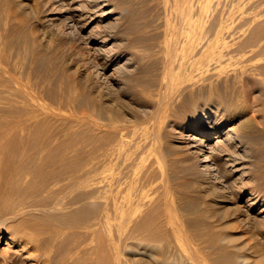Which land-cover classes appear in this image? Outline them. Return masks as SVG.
I'll return each mask as SVG.
<instances>
[{
	"label": "rangeland",
	"instance_id": "1",
	"mask_svg": "<svg viewBox=\"0 0 264 264\" xmlns=\"http://www.w3.org/2000/svg\"><path fill=\"white\" fill-rule=\"evenodd\" d=\"M111 1V7L108 6L106 9H111L114 6L117 11L119 9L116 4H122L127 10L121 15L122 19L119 20L117 25L108 27L106 24H109L110 19L106 18L101 20V17L99 16L100 12L96 11L97 14L96 12L89 10L86 0H0V58H2L3 63L11 75L18 78L24 87L29 88L31 92L35 91L34 93H37L38 95L40 94L39 97L41 96V99L43 100L40 101L43 104L46 103V105L52 106V108L61 109V112L56 109L54 110L60 112L57 114H61L63 118L56 115L54 118L58 119L55 121L54 118H45V114H42L41 118L44 117L43 119L48 120L43 121V123L45 125L47 122L49 129H51L50 125L52 124L53 130L51 129L50 131L55 134L59 133V135H56L58 149L73 150L72 153L79 152L82 154H84L83 151H85L88 156L86 154H81V156H83L85 160L89 159L87 161L89 164L87 165V169L89 168L90 170V173L87 176L89 178H87L86 185L77 187L73 184L80 179V171L78 169L75 172V169L73 170V168L63 169L57 167L55 168L56 173H50L49 171H43L40 173L41 171H36L33 168L27 169L22 164L23 162L31 163L32 160H30L29 157L32 156L30 154L34 151L33 147V151L29 147L30 152L28 150L27 154H23L18 146H9V148L11 147V151H14L17 148V150L12 153H9L10 149L7 148L8 146L3 147V149L8 150H4V152L6 154L8 152L13 159L11 158V160L9 158L12 162L9 161V164L7 165L2 162L0 163V179L2 177V179H4H1L3 183L0 180V264H62V262L66 261L67 256L65 251L63 252L64 254L62 253L60 256L51 255L50 260L47 259L43 252L34 250L33 248L35 246H44L43 241L46 240L47 233H37L30 228L32 221L40 222V224L43 223L44 226L53 224L74 225L71 219L68 217L67 219L65 215L59 213L54 216L48 214L41 215L36 207L32 205L29 206L30 203H39L41 201L52 200L53 198L58 197L88 198V210L76 214L77 218L84 216L89 218L87 224L91 227L88 228L86 234L87 237L81 235V241L84 243L85 241L88 242L87 244H83L84 248L87 245V249L85 248L84 252L81 251L77 254H73L74 256L72 255V257L80 256L81 254L84 257L86 256L85 258H87L88 264H214L215 262L217 264H227L225 259H220V255L222 253H230V249L231 252H242V254L248 258V264H253V262L254 264H264V168H262L264 167V143L259 146V149L256 152L257 155L255 156V161L258 163V168H260L261 177L253 183L248 181V176H245L247 169L234 172V174L232 173L229 176L231 178H228V181L223 186L220 183H218L219 185L210 183L208 182L209 178L203 173V168L206 166V163L197 167L194 165V158L186 154V144L190 141L188 138H191L196 133V130H190V126L194 125V122L202 113L200 106L192 107L188 104L189 102H187L186 99L189 92L199 96L200 92L202 93L201 89L203 88V85L209 83L211 80H213L211 82L216 81L217 76H212L211 74L213 73L214 75V73H218L219 70L213 72L215 67H213L214 64L212 61L216 62H214V66H217L220 71L223 69L228 70V67H230L229 70H231L233 67H241V65L251 67V71L255 76L253 74L250 78L251 80H245L246 91L243 93L246 95L243 94L242 97L243 99L247 98L245 99V103L248 108H250L249 113L251 115L259 116L260 112H262L261 114H264V0H181L179 4L177 3L178 1L176 2V0H173V3L175 2L176 4L174 3L175 5H173L172 3L169 5V8L171 7L170 10L175 16L171 14L167 5L170 4L172 0H168L170 2L166 0L167 2L165 1V3L167 4L165 6L164 0ZM132 4H134V6ZM199 4L201 8L199 7ZM173 6L177 7L178 10ZM180 7L182 9L184 8V12L187 13L180 14V12H183ZM167 12L169 15H167ZM86 14L89 15V17L86 16ZM177 14H180L181 17L178 15L177 18ZM114 16H117V14ZM174 17H176L177 20H175L176 18ZM179 17L183 20L182 22ZM125 18L129 19L127 20ZM169 19H171L170 24L168 22L170 21ZM187 19L188 21H186ZM176 21L181 22L178 23V25L181 24V27L183 26L184 28L178 27ZM127 23L131 24L127 25ZM192 23L196 24L193 26ZM166 24L173 26L169 27V25L166 26ZM101 25H103L104 28ZM189 25L192 26L191 28L195 29V31L189 29ZM128 26L130 27L128 28ZM167 28H169V30ZM179 28L181 30L183 29L182 31L184 33L181 30H178ZM121 29L129 30L132 36H130V32L128 34L126 33L128 31L125 30L122 32ZM121 32L123 34H121ZM178 33H181V36L184 34L185 38H183L184 36L181 37ZM191 37H193L194 41L193 39H190ZM166 38H168V41H166ZM181 38L185 40L184 44H180L181 41L183 42V39ZM164 39L166 41L165 44ZM173 40H176L177 43H172ZM190 40L192 41V44L187 45V42L190 43ZM218 40H220V43H218ZM200 41L202 42L200 43ZM167 42H169V45H166L168 44ZM170 43H172L171 45L173 48L170 46ZM224 45L225 47L228 45V48H224ZM127 46L129 48H126ZM178 47L181 50L186 49L185 52H179V50H177ZM208 48L210 50H208ZM169 49L174 51L175 55L173 56V59H177L175 61V67L177 69H175V73L173 72L171 76L173 80L176 81L178 79V81L177 85H175L176 88L173 89L174 95H172L173 99L179 98L178 100L182 101L179 102L175 99L177 101L176 103L175 100H170L168 104L170 111H167L168 113L166 112V114L161 113L160 116V113L158 114L156 109V105H158L157 101H159V90L157 89H160L158 84L161 85V79L163 78L161 74L163 66L161 65H164L163 62L166 60ZM187 49H189V54L187 53ZM209 51L213 54L211 55ZM248 51L249 53H256L255 55L258 57L254 56L252 53L249 55V53H247ZM208 53L210 55H208ZM184 54L189 55H187V60V56ZM194 54L196 56H194ZM197 55H200V63L197 62ZM248 55L252 58V61L256 58L258 61L260 59L259 63L262 64H259V66L261 67L257 66L258 62L255 63L256 66L251 65L254 63L251 62L250 57L249 60L251 64L247 61ZM261 55L262 58H259ZM191 58L196 60L191 61ZM126 59H132V62L127 63ZM178 60L182 61L179 62ZM243 60L246 61L244 62ZM186 61H188L189 64ZM218 61L220 62L218 63ZM222 61L226 62L225 66L222 64ZM236 61H241L239 62L241 64L238 63V66ZM178 62L181 64L183 63V66L185 67L183 68L182 66L181 68V64ZM202 62L205 63L201 64ZM233 62L237 66L232 64ZM246 62L248 63L246 64ZM187 64L188 66L191 64L193 66L188 67L186 66ZM131 67L136 68L134 69ZM194 67H196L195 69L201 68L205 70H192ZM129 68H131V70H128ZM190 68L192 71H190ZM183 69L186 70L184 71ZM192 72H196L197 74L200 73L203 78L204 76H209L210 78L208 79L210 81L205 80V78L203 80L200 75L197 78L196 73ZM160 75L162 77H160ZM186 75L189 77L187 76L188 78H186ZM120 76L122 79H120ZM190 77L194 79L192 80ZM199 77H201L203 81ZM126 78H128V80ZM182 79H186V82H184V80L182 81ZM199 79L203 83H200L201 81L199 82ZM127 81L129 85L124 84V82L127 83ZM130 81L136 87H133L132 84L130 85ZM186 84H188V86H186ZM189 86L191 87L189 88ZM112 87L117 89H113ZM178 87L180 90H176ZM194 87L200 89H194ZM97 88L98 90H96ZM240 88L241 85L239 84L230 85V89L233 92L235 91L234 93H236V91L237 93H240ZM69 91L71 93H69ZM134 91H137L140 94L137 92L135 93ZM183 91L186 92L185 94L187 96L185 94L181 95ZM97 92L99 93L97 94ZM153 92H155L157 98ZM178 92H180L179 94L182 97L178 95ZM70 94H72V104L69 102ZM121 96L123 97L122 100ZM253 96L257 99L254 98L257 101V104L255 103ZM20 97L18 95V99H21ZM91 97H93V99ZM135 97L137 98L136 101L133 99ZM181 98L186 99L183 100ZM105 100L108 103H106ZM96 102H99V106ZM170 102H172L173 106H176V109L170 105ZM205 103H207V105L211 104L208 100H205ZM113 104H115V106ZM1 105L2 104H0V106ZM73 106L76 110H72ZM89 107L90 109L88 110L90 114L88 113V110H86ZM124 107H126V109ZM0 109L2 111L4 110L3 105ZM64 110L66 112L65 115V112L63 113ZM82 110H84L83 113ZM95 110L98 114H96L97 112ZM2 111H0V113ZM76 111L77 113L74 114ZM86 111L87 115L85 113ZM173 113H175L176 116ZM2 114H0V116ZM69 114L70 116L68 117L67 115ZM151 114H158L155 115L156 118L158 116V120L155 116V120H152L153 117ZM114 115H118L120 121L116 120V118L113 119V124H111L110 120ZM80 116H82V119H80ZM150 117L152 119H150ZM103 119H105L104 121L107 123H105ZM169 119L171 121H169ZM160 120L163 121L161 122ZM155 121H157V125L154 124ZM167 123H169V125ZM229 123L231 122L227 121L226 124ZM95 124H97V126ZM226 124L222 127H226ZM103 125L108 127L105 128L107 130L112 126L113 130L109 131L112 128L108 131L103 130ZM116 125L124 127H120L123 129L122 132H120L121 129H119V126L117 127ZM153 125L155 126L154 131L158 130L156 133L159 135L161 134L160 137L155 132L153 135V128H151ZM113 126H116L117 128ZM125 127H130L126 129L130 135L132 131L131 136L126 131ZM161 127L163 128L161 129ZM114 128L119 130V133H117L118 131L116 132V129ZM168 128L169 130H167ZM159 130L162 131L159 132ZM166 130L168 133H166ZM113 131H115L116 134L111 135V137L108 135L107 137V134H111ZM65 132L70 134L68 135ZM120 133L123 135H118L117 137V134ZM64 135H66V138L64 137L63 139ZM155 136L157 138H155ZM60 137L61 140L59 139ZM114 137L119 141L117 142ZM119 137L121 140L118 139ZM69 138L75 140L74 144L73 140L71 139L72 141H70ZM58 139L60 140V143L58 142ZM215 139L216 138L214 137H209V142L212 143ZM77 140L78 143L80 142L81 146L76 143ZM105 141L109 143L108 148L103 146L107 151L103 147L101 148L103 151L105 150L107 152V155H105L106 152H103L100 148V146L107 143ZM61 142L63 144H61ZM68 142L73 147L70 146ZM152 142H154V144H151ZM116 144L118 146H115ZM149 144L151 146L153 145L154 147H152L155 150ZM62 145H65V147ZM75 145H78L80 147L79 149L84 147L82 152L81 150L79 151L78 147ZM59 146H62L63 148H60ZM113 146L115 147L111 150L110 147ZM68 147L70 148L68 149ZM111 151L113 152L108 154ZM13 153H15V158L13 157ZM21 153L23 154L21 155L23 158L19 156ZM153 153H155L156 156L159 153L157 156L158 160L156 158L154 159L156 156ZM152 154L154 157L151 156ZM10 155H6V157H10ZM18 156L21 158V162L18 159ZM106 156H108V158ZM170 158L173 159L171 160ZM159 160H163L162 162L165 165H162V162L161 164H158ZM172 161L173 164L171 165L170 163ZM167 163L169 165H166ZM156 165L160 168L159 171L161 173L159 175L157 173L158 167ZM154 166L157 167L156 170H154ZM164 166L166 169L165 174L168 173L167 175L164 173L162 174V172H165L163 171ZM240 166L241 164H237V167ZM231 168L232 167H229V169ZM3 171H6V174H4ZM171 174L172 177H170ZM163 175L166 179H164ZM176 178L178 180H176ZM159 179H161L160 183L158 181ZM171 179L173 180L171 181ZM177 183L179 184L177 185ZM165 185L166 190L162 188V186L165 187ZM252 188L258 192H256L258 194L257 196L250 194ZM163 191L166 192L164 193ZM125 194H127V197H125ZM166 194L169 195L167 196ZM119 195L124 198H120ZM184 195H186V198ZM114 198H119L120 205L122 204L119 206L122 216L119 224L114 221L113 211L111 210L112 205L110 206V203L112 204ZM126 198H129L130 202L128 199L126 200ZM96 204H98L99 207ZM126 204L131 205L127 206ZM106 210H109L108 213H111L109 214V217L111 216L112 218L110 217L109 221H104L103 219ZM130 210L132 212L134 211L133 217L135 218L132 221H130L128 216ZM21 213L24 215L22 216ZM16 214H19V217ZM29 218H33V220H29ZM38 219L40 221H38ZM132 222H134V224H132ZM73 227L75 228L73 230H84V228L81 227ZM211 230L212 234L210 232ZM28 236H32L35 241H27ZM114 236L116 237L115 239H113ZM225 236L229 237L231 241L225 244L218 242L214 244L216 240L218 241V239ZM90 242H92L93 245L92 243L90 244ZM200 242H202V245L205 247L202 246ZM115 243L117 248L116 250H113V245ZM210 243H213L214 245ZM90 246H92V248ZM198 246L199 248H204L205 251L202 250L203 253L202 251L200 253L199 251L201 248L199 249ZM222 246L224 249H222ZM216 247H218L219 250L216 249ZM219 247H221V249ZM207 248L209 249V252L206 250ZM89 250H91L89 253L90 255L87 256ZM194 250H196L195 253ZM223 250H225V252ZM97 251L100 252L97 253ZM216 252H218L219 255ZM199 254L200 256L198 257ZM206 256L209 257L206 258Z\"/></svg>",
	"mask_w": 264,
	"mask_h": 264
},
{
	"label": "bare ground",
	"instance_id": "2",
	"mask_svg": "<svg viewBox=\"0 0 264 264\" xmlns=\"http://www.w3.org/2000/svg\"><path fill=\"white\" fill-rule=\"evenodd\" d=\"M84 1V0H83ZM141 1V0H140ZM165 1L166 0H164V3H165ZM168 1V0H167ZM166 1V2H167ZM178 1V2H177ZM181 0H176V2L179 4V2H180ZM86 2L88 3V8H89V10H91V11H94V12H96V11H98V12H100V17H101V20H104V19H106V18H109L110 20V22H109V24L107 23L106 25H108V27H112V26H114V25H117L118 23H119V20L120 19H122L121 18V15L123 14V13H125V10H127L124 6H122V4H116L117 5V7H118V9L119 10H117L116 11V9L114 8V6H113V8H109V9H106L108 6H110L111 4H112V1L111 0H86ZM116 2V1H115ZM114 2V3H115ZM168 2H170V1H168ZM144 3V2H143ZM146 3V2H145ZM173 3V0L171 1V3L170 4H167V3H165L164 4V6L167 4L168 5V8H169V5H171ZM175 3V2H174ZM173 3V5H175ZM73 4V3H72ZM133 6H134V4H132ZM182 5V4H181ZM70 6V5H69ZM84 6H86V5H84ZM16 7V6H15ZM111 7V6H110ZM173 7H175V6H173ZM199 7L201 8V6H200V4H199ZM14 8V7H13ZM171 8V7H170ZM170 8H169V10H170ZM177 10H178V8L177 7H175ZM174 8V9H175ZM181 8V7H180ZM180 8H179V10H180ZM12 9V8H11ZM10 9V10H11ZM74 9V8H73ZM83 9H85V8H83ZM87 9V8H86ZM137 9H139V8H137ZM166 9H167V6H166ZM182 9V8H181ZM184 9V8H183ZM182 9V13L180 12V14H185V13H187V12H184V10ZM196 9H198V8H196ZM14 10V9H13ZM176 10V11H177ZM194 10V9H193ZM200 10V9H199ZM74 11V10H73ZM88 11V10H87ZM168 11V10H167ZM171 11V10H170ZM169 11V12H170ZM176 11H175V13H176ZM187 11V10H186ZM197 11V10H196ZM195 11V12H196ZM93 12V13H94ZM118 12V13H117ZM178 12V13H179ZM19 13V12H18ZM73 13V12H72ZM77 13V12H76ZM81 13V12H80ZM89 13V12H88ZM92 13V12H91ZM97 13V12H96ZM131 13V12H130ZM140 13V12H139ZM191 13V12H190ZM98 14V13H97ZM117 14V16H114V15H116ZM136 14V13H135ZM171 14H172V11H171ZM180 14H177V18H178V15L180 16ZM195 14H197V13H195ZM17 15V14H16ZM19 15V14H18ZM167 15H169V13L167 12ZM173 16H175L174 14H172ZM81 16V15H80ZM86 16H88L89 17V15H87L86 14ZM96 16V15H95ZM165 16V15H164ZM185 16V15H184ZM183 16V17H184ZM198 16V15H197ZM74 17V16H73ZM126 17V16H125ZM132 17H133V15H132ZM134 17H135V15H134ZM181 17V16H180ZM179 17V18H180ZM182 17V18H183ZM130 18H131V15H130ZM170 18H171V16H170ZM174 18H176V17H174ZM177 18L175 19V20H177ZM125 19H129V18H125ZM172 19V18H171ZM171 19H169L170 21H168L169 22V24H170V22H171ZM184 19V18H183ZM175 20H173V21H175ZM180 20H181V18H180ZM185 20V19H184ZM123 21H125V20H123ZM167 21V20H166ZM178 21H179V19H178ZM183 20H181V22H182ZM186 21H188V19L186 20ZM127 22V21H126ZM126 22H124V23H126ZM181 22H177L176 21V23H177V26L178 27H180V28H182L181 27V24L180 25H178V23H181ZM192 22V21H191ZM102 23V22H101ZM124 23H123V25H124ZM173 23V22H172ZM175 23V22H174ZM186 23V22H185ZM190 23V22H189ZM200 23V22H199ZM221 23V22H220ZM129 24H131V23H129ZM128 23H127V25H129ZM168 24V25H169ZM193 24V26L196 24H194V23H192ZM191 24V25H192ZM201 24V23H200ZM122 25V24H121ZM167 24H166V26H168ZM183 25V24H182ZM202 25V24H201ZM102 27H103V25H101ZM125 26H126V24H125ZM173 26V25H172ZM172 26H170L169 25V27H172ZM190 26V25H189ZM121 27V26H120ZM130 26H128V28H129ZM192 26H190V28L189 29H192L193 31H195V29H193V28H191ZM104 28V27H103ZM166 28V27H165ZM174 28V27H173ZM178 29V30H181V29ZM184 28V27H183ZM168 30H169V28H167ZM122 30V29H121ZM128 31V32H126V33H128L129 34V30H127V29H124V30H122V32L123 31ZM171 30H172V28H171ZM183 30V29H182ZM181 30V31H182ZM191 30V31H192ZM114 32V31H113ZM121 32V34H123ZM178 32H180V31H178ZM183 32V31H182ZM181 32V33H182ZM199 32V31H198ZM198 32H197V34H198ZM107 33V32H106ZM115 33V32H114ZM181 33H178V34H180V36H181ZM184 33V32H183ZM112 34V33H111ZM108 35V34H107ZM114 35V34H113ZM120 35V34H119ZM168 35V34H167ZM111 36V35H110ZM125 36H126V34H125ZM124 36V37H125ZM130 36H132L131 35V32H130ZM129 36V37H130ZM175 36V35H174ZM182 36H184V34H182ZM181 36V37H182ZM171 37V36H170ZM197 37V36H196ZM105 38V37H104ZM107 38H108V36H107ZM183 38H185V36L183 37ZM183 38H181V39H183ZM187 38H188V36H187ZM219 38V37H218ZM106 39V38H105ZM104 39V40H105ZM191 40L193 39V37H191L190 38ZM198 39V38H197ZM119 40V39H118ZM189 40V39H188ZM190 40V43H188L187 42V45L188 44H192L191 41ZM198 40H200V39H198ZM120 41V40H119ZM164 41H165V39H164ZM166 41H168V38H166ZM166 41L164 42V44L166 43ZM193 41H194V39H193ZM213 41V40H212ZM219 42L218 43H220V40H218ZM104 42V41H103ZM126 42V41H125ZM173 42H175V43H177V41L175 40H173L172 41V43ZM180 42V41H179ZM178 42V43H179ZM202 41H200V43H201ZM119 43V42H118ZM168 44H166V45H169V42H167ZM172 43H170V46H172L171 44ZM181 43H185V40L183 39V42L181 41L180 42V44ZM204 43V42H203ZM213 43V42H212ZM231 43V42H230ZM120 44H122V43H120ZM226 44V43H225ZM186 45V46H187ZM235 45V44H234ZM132 46H134V45H132ZM197 46V45H196ZM208 46V45H207ZM210 46H213V45H210ZM221 46V45H220ZM256 46V45H255ZM131 47V46H130ZM135 47V46H134ZM191 47V46H190ZM216 47V46H215ZM219 47V46H218ZM222 47V46H221ZM250 47V46H249ZM126 48H129L128 46L126 47ZM172 48H173V46H172ZM171 48V49H172ZM183 48V47H182ZM213 48V47H212ZM224 48H228V45L225 47V45H224ZM176 49V48H175ZM192 49V48H191ZM190 49V50H191ZM198 49V48H197ZM196 49V50H197ZM200 49H201V47H200ZM199 49V50H200ZM223 49V48H222ZM177 50H179V52H185V50H181V49H179V47L177 48ZM188 50L189 49H187V53L189 54V52H188ZM205 50V49H204ZM208 50H210L209 48H208ZM212 50V49H211ZM253 50V49H252ZM198 51V50H197ZM200 51H202V50H200ZM199 51V52H200ZM224 51H225V49H224ZM263 51V50H262ZM140 52H142V51H140ZM162 52V51H161ZM191 52V51H190ZM210 52V54L212 55L213 53H211V51H209ZM220 52V51H219ZM222 52V51H221ZM251 52V51H250ZM257 52H259V51H257ZM132 53V52H131ZM177 53V52H176ZM193 53V52H192ZM247 53H249V51L247 52ZM252 53V52H251ZM251 53H249V55L251 54ZM164 54V53H163ZM187 54V55H188ZM195 54H196V52H195ZM194 54V56H196ZM198 54H200V53H198ZM209 53H208V55H210ZM254 56H256L255 54L256 53H252ZM257 54H259V53H257ZM262 54V53H261ZM140 55V54H139ZM175 54H174V51H172V50H170L169 49V51H168V55H167V57H166V60H165V62H163L164 63V65H161V66H163V69H162V76H163V78L161 79V78H159V79H161V85L160 84H158V87L160 88V89H157V90H159V101H157L158 102V105H156L157 106V111H158V114L160 113V116H161V113L162 114H166V112L168 111H170V108H168V104H169V101L170 100H175V99H173V89L174 88H176L175 87V85H177V81H178V79L175 81V80H173V78H172V73L174 72L175 73V69H177L176 67H175V61L177 60H174L173 59V56H174ZM184 55H186V54H184ZM186 55V56H187ZM202 55V54H201ZM215 55V54H214ZM247 56L248 57V62L251 64V62L252 63H254V64H251V65H255L256 66V64L255 63H257L258 65L257 66H259V64H262V63H259L260 62V59L259 58H262V55L261 56H259V61L258 60H256L257 58L256 57H258V56H256L255 58L256 59H254V57H253V59H254V61H252V58L250 57V56ZM6 56V55H5ZM135 56V55H134ZM137 56H138V53H137ZM186 56H184V57H186ZM189 56V55H188ZM188 56L186 57V60H187V58H188ZM200 56V55H199ZM199 56L197 55V59H198V63H200V61H199ZM123 57V56H122ZM202 57V56H201ZM217 57V56H216ZM237 57V56H236ZM243 57V56H242ZM251 59H250V58ZM129 58V57H128ZM132 58H134V57H132ZM177 58H180V57H177ZM182 58V57H181ZM244 58V57H243ZM183 59V58H182ZM201 59H203V58H201ZM247 59V58H246ZM251 60V62H250V60ZM190 60V59H189ZM193 60H196V59H193V58H191V61H193ZM207 60V59H206ZM221 60V59H220ZM136 61H138V60H136ZM162 61H163V59H162ZM179 62H181L182 60H178ZM184 61V60H183ZM205 61V60H204ZM208 61V60H207ZM207 61H205V62H207ZM244 62L246 61V60H243ZM126 62L127 63H131L132 62V59H126ZM178 62V63H179ZM186 62H188V61H186ZM196 62V61H195ZM205 62H202L201 64H203V63H205ZM213 62V64L215 65V61H212ZM212 62H211V64H212ZM215 62V63H214ZM220 61H218V63H219ZM223 62V61H222ZM237 62V61H236ZM239 62H241V61H239ZM239 62H237V65L239 66V64H241V63H239ZM248 62H246V64L248 63ZM262 62V61H261ZM134 63V62H133ZM194 63V62H193ZM192 63V64H193ZM208 63V62H207ZM226 62L224 61L222 64H224V66L226 65L225 64ZM239 63V64H238ZM144 64V63H143ZM179 64H181V63H179ZM188 64H189V62H188ZM188 64L186 65V66H188ZM189 65L188 67H190V66H193L194 64H196V63H194L193 65ZM200 64V65H201ZM212 64V65H213ZM221 64V63H220ZM232 64H234L235 66H237L234 62L232 63ZM244 64V63H243ZM111 65V64H110ZM140 65H141V63H140ZM152 65H153V63H152ZM178 65V64H177ZM209 65H210V63H209ZM213 65V67H215L214 68V71L213 72H216L217 70H219L218 71V73H214V75H213V73L211 74L212 76H217L216 77V81H214V82H211V81H213V80H209L208 78H210L209 76L208 77H206V76H204V78H205V80H208V81H210L209 83H207V84H205V85H203L202 87V89H201V91H202V93L200 92V95L198 96H196V95H194V94H191L190 92L188 93V96L185 94L186 92L185 91H183V93H181V95H186L187 96V99L186 98H184V99H186L187 100V102H189L188 104H190L192 107H195V106H200V109L202 110V113L199 115V117H198V119L194 122V125H191L190 126V130H196V133L191 137V138H188V139H190V141L189 142H187V147H186V154L188 155V156H191V157H193L194 158V160H195V163H194V165L195 166H197V167H199V165H202L203 163L205 164L206 163V166H204V168H203V173H204V175H206L207 176V178H209V181L208 182H210V183H213V184H218V183H220L222 186L223 185H225V183L228 181V178H231V177H229L232 173L234 174V172H239V171H241V170H243V169H247V173H245V176H248V181L249 182H255L256 180H258L261 176V174H260V168H258V163L255 161V156L257 155L256 154V152L258 151V149H259V146H261L263 143H264V114H261L262 112H260V115L259 116H253V115H251L249 112V109L250 108H248V106H247V104L245 103V99H247V98H245V99H243V94H245V93H243V92H245L246 90H245V88H246V84H245V80H247V79H250L251 78V76L254 74V73H252V71H251V67H248V66H246V65H241V67L239 66V67H236V68H234L233 67V69H231V70H229V68L230 67H228L227 69L228 70H222V71H220V69H218L217 68V66H214ZM182 66H183V63L181 64V68H182ZM211 66V65H210ZM228 66H229V64H228ZM129 67V66H128ZM185 66H183V68H184ZM227 67V66H226ZM225 67V68H226ZM259 67H261V66H259ZM258 67V68H259ZM125 68H127V67H125ZM131 68H134V67H131ZM131 68H129L128 70H131ZM136 68V67H135ZM134 68V69H135ZM162 68V67H161ZM192 68V67H191ZM191 68H190V71H192V70H197V69H195L196 67H194V69H192L191 70ZM204 68H206V67H204ZM253 68V67H252ZM213 69V68H212ZM254 69V68H253ZM263 69V68H262ZM137 70V69H136ZM184 70V69H183ZM186 70V69H185ZM184 70V71H185ZM199 70H205V69H201V68H199L198 69V71ZM258 70H260V69H258ZM133 71V70H132ZM183 71V72H184ZM261 71V70H260ZM140 72V71H139ZM180 72V71H179ZM255 72V71H254ZM263 72V71H262ZM10 72L7 70V68H6V66H5V64L3 63V60H2V58H0V104H2L3 105V111L0 109V111H2L3 112V114H2V112L0 113V114H2L1 116H0V163L2 162V163H4L5 165H7V164H9V158L11 159L12 157H11V155L10 154H8V152H7V154L4 152V150H7V149H3V147L4 146H8L7 148H9V146H14V147H16V146H18L20 149L19 150H21L22 151V153L23 154H27V152H28V150H29V147L31 148V150L33 151V149H34V151L30 154V155H32V156H30L29 157V159L30 160H32L31 161V163H22L23 164V166L25 167V168H27V169H30V168H33L34 170H36V171H41L40 173H42L43 171H49L50 173H56L55 172V168H57V167H61V168H63V169H70V168H73V170L76 172V170L78 169L79 171H80V179H79V181L78 182H75L73 185L75 186H85L86 185V183H87V178H89V177H87L88 176V174L90 173V170H89V168L87 169V165H89L88 163H87V161L89 160L88 158V160H85V158L83 157V156H81V154L82 153H79V152H77V153H72V151H69V150H66V149H58V147H57V138H56V135L58 134L59 135V133H57L56 131V133L57 134H55V133H53V132H51L50 130L52 129L53 130V125L51 124L50 125V127H51V129H49V125H47V122H46V124L44 125V123H43V121H45V120H47V119H43V118H41L42 116V114H45V118H47V117H49V119H53L54 117H56V115H58V116H61V114L59 115V114H57V113H60L61 111V109H57V108H52V106H48V105H46V103L45 104H43L41 101H43L42 99H41V96L39 97V95L37 94V93H34V92H31V90H29V88H26V87H24V85H22V83H20V81L18 80V78H16L15 76H13V75H11V73L9 74ZM14 73V72H13ZM112 73H114V72H112ZM147 73V72H146ZM177 73V72H176ZM192 73H196V72H192ZM200 73H201V71H200ZM200 73L199 74H197L196 73V75H197V78H198V76L200 75ZM117 74V73H116ZM120 74V73H119ZM123 74V73H122ZM129 74V73H128ZM136 74V73H135ZM182 74V73H181ZM180 74V75H181ZM185 74V73H184ZM259 74V73H258ZM261 74V73H260ZM263 75V74H262ZM138 76V75H137ZM161 75H160V77H162ZM185 76V75H184ZM188 75H186V78H188L187 77ZM193 76V75H192ZM191 76V77H192ZM201 77H202V75H200ZM254 76H255V74H254ZM159 77V76H158ZM190 77V78H191ZM195 77V76H194ZM201 77H199L201 80H202V78ZM259 77H260V75H259ZM112 78V77H111ZM123 78H125V77H123ZM141 78V77H140ZM183 78V77H182ZM185 78V77H184ZM196 78V79H197ZM204 78H203V80H204ZM120 79H122L121 78V76H120ZM127 80H128V78H126ZM142 79V78H141ZM192 79V78H191ZM194 79V78H193ZM192 79V80H193ZM195 79V80H196ZM199 79V82L201 81ZM259 79H261V78H259ZM263 79V78H262ZM110 80V79H109ZM139 80V79H138ZM184 80V82H186L185 80L186 79H182V81ZM202 80V81H203ZM251 80V79H250ZM255 80V79H254ZM140 81H142V80H140ZM189 81V80H188ZM187 81V82H188ZM200 82V83H203V82ZM257 81V80H256ZM9 82H11V83H13V84H11V83H9ZM123 82V81H122ZM146 82V81H145ZM184 82H183V84H184ZM111 83V82H110ZM120 83V82H119ZM178 83H180V82H178ZM196 83V82H195ZM248 83V82H247ZM258 83V82H257ZM124 84H127V85H129L128 84V81H127V83H125L124 82ZM132 83H131V81H130V85H131ZM181 84V83H180ZM182 84V85H183ZM188 84H189V82H188ZM188 84H186V86H188ZM193 84V83H192ZM231 84H239V85H241V88H240V93H237V91H236V93H234L233 91H231V89H230V85ZM253 84V83H252ZM263 84V83H262ZM108 85V84H107ZM110 85V84H109ZM112 85H113V83H112ZM112 85H110V86H112ZM133 85V84H132ZM160 85V86H159ZM190 85V84H189ZM195 85V84H194ZM200 85V84H199ZM198 85V86H199ZM259 85H260V83H259ZM90 86V85H89ZM88 86V87H89ZM138 86V85H137ZM196 86V85H195ZM197 86V87H198ZM254 86V85H253ZM86 87V86H85ZM123 87H126V86H123ZM128 87V86H127ZM133 87H136V86H134L133 85ZM180 87V86H179ZM178 87V89H176V90H180V88ZM191 86H189V88H190ZM200 87V86H199ZM262 87V86H261ZM28 89V90H26V89ZM77 88H79V87H77ZM104 88H105V86H104ZM110 88V87H109ZM113 88V87H112ZM131 88V87H130ZM188 88V89H189ZM192 88H193V86H192ZM196 87H194V89H195ZM252 88H254V87H252ZM113 89H117V88H113ZM126 89V88H125ZM196 89H200V88H196ZM235 89V88H234ZM237 89V88H236ZM96 90H98V88L96 89ZM100 90V89H99ZM107 90V89H106ZM120 90V89H119ZM122 90H123V88H122ZM128 90V89H127ZM134 90V89H133ZM136 90H138V89H136ZM257 90V89H256ZM129 91V90H128ZM196 91V90H195ZM252 91V90H251ZM263 91V90H262ZM84 92H85V90H84ZM135 92V91H134ZM137 92V91H136ZM135 92V93H136ZM152 92V91H151ZM188 92V91H187ZM193 92V91H192ZM197 92V91H196ZM239 92V91H238ZM69 93H71L70 91H69ZM80 93V92H79ZM99 92H97V94H98ZM100 93H101V91H100ZM137 93H139V92H137ZM154 94H155V92H153ZM180 92H178V95L180 96V97H182L180 94H179ZM198 93V92H197ZM81 94V93H80ZM140 94V93H139ZM156 94H157V91H156ZM156 94H155V96H156ZM173 94V95H172ZM199 94V93H198ZM248 94V93H247ZM258 94V93H257ZM18 95H19V97L21 98V99H18ZM127 95V94H126ZM176 95V94H175ZM246 95V94H245ZM254 95V94H253ZM29 96V97H28ZM70 96V99H69V102L71 103V97H72V94H70L69 95ZM90 96V95H89ZM94 96V95H93ZM99 96V95H98ZM101 96V95H100ZM117 96H118V94H117ZM141 96V95H140ZM154 96V95H153ZM178 96V97H179ZM203 96V97H202ZM255 96V95H254ZM253 96V99L255 98ZM106 97V96H105ZM137 97V96H136ZM133 98L135 101H136V99L137 98ZM171 97H172V99H171ZM184 97V96H183ZM250 97V96H249ZM248 97V98H249ZM90 98V97H89ZM92 99H93V97H91ZM100 98V97H99ZM120 98V97H119ZM122 96H121V100H122ZM126 98V97H125ZM124 98V99H125ZM130 98V97H129ZM156 98H157V96H156ZM263 98V97H262ZM111 99H116V98H111ZM179 99V98H178ZM178 99H176L177 101H179ZM181 99H183V98H181ZM183 99V100H184ZM256 99V98H255ZM254 99V100H255ZM260 99V98H259ZM41 100V101H40ZM133 100V101H134ZM138 100H139V98H138ZM155 100H157V99H155ZM175 100V101H176ZM186 100H185V102H186ZM205 100H208V102L210 101V105H207V103H205ZM257 100V99H256ZM255 100V103L257 102ZM75 101V100H74ZM91 101V100H90ZM110 101V100H109ZM113 101H116V100H113ZM112 101V102H113ZM128 101V100H127ZM140 101V100H139ZM139 101H138V103H139ZM177 101H176V103H177ZM180 101H182V100H180ZM179 101V102H180ZM264 101V100H263ZM105 102L106 103H108L106 100H105ZM248 102V101H247ZM259 102V101H258ZM74 103H76V102H74ZM96 103H98V106H99V102H96ZM156 103V102H155ZM176 103L174 102V104L176 105ZM182 103V102H181ZM260 103V102H259ZM72 104V103H71ZM71 104H70V106H71ZM129 104V103H128ZM157 104V103H156ZM200 104V105H199ZM250 104V103H249ZM254 104V103H253ZM257 104V103H256ZM2 105L0 106V107H2ZM101 105V104H100ZM103 105V104H102ZM114 106H115V104H113ZM155 105V104H154ZM170 105H172V102H170ZM262 105V104H261ZM264 105V104H263ZM98 106H97V108H98ZM113 106V107H114ZM129 106V105H128ZM173 106V105H172ZM187 106V105H186ZM253 106V105H252ZM252 106H249V107H252ZM259 106V105H258ZM72 107V106H71ZM174 108L176 107V106H173ZM173 107H171L172 109H174ZM262 107V106H261ZM260 107V108H261ZM70 108V107H69ZM97 108H96V110H97ZM115 108V107H114ZM125 109H126V107H124ZM255 108V107H254ZM254 108H253V110H254ZM54 109H56V110H58V111H60V112H57L56 110H54ZM71 109V108H70ZM81 109V108H80ZM88 109H90V107L89 108H87L86 110H88ZM153 109V108H152ZM155 109V110H156ZM176 109V108H175ZM198 109V108H197ZM252 109V108H251ZM66 110V109H65ZM65 110L63 111V113L65 112ZM72 110H76L75 108H74V106H73V109ZM95 110V111H96ZM98 110H101V109H98ZM130 110V109H129ZM80 111V110H79ZM132 111V110H131ZM84 112V110H82V113ZM97 112V111H96ZM109 112V111H108ZM134 112V111H133ZM167 112V113H168ZM171 112H172V110H171ZM174 112H176V111H174ZM180 112V111H179ZM178 112V113H179ZM258 112V111H257ZM73 113V112H72ZM77 113V111L74 113V114H76ZM86 113V115H87V111L85 112ZM88 113L90 114V112H89V110H88ZM152 113V112H151ZM155 113V112H154ZM177 113V112H176ZM66 114V112L64 113V115ZM96 114H98V112L96 113ZM158 114H155V115H158ZM175 116H176V114L175 113H173ZM100 115H102V114H100ZM155 115H152L151 114V116L153 117V119L150 117V119H152V120H155V118H156V116ZM57 116V117H58ZM68 117L70 116V114L69 115H67ZM109 116V115H108ZM154 116H155V118H154ZM159 116V117H160ZM166 116V115H165ZM62 117V116H61ZM66 117V116H65ZM67 117V118H68ZM72 117V116H71ZM73 117H74V115H73ZM82 116H80V119H82L81 118ZM86 117V116H85ZM88 117V116H87ZM91 117H92V115H91ZM94 117V116H93ZM113 117V116H112ZM164 117V116H163ZM187 117V116H186ZM197 117V116H196ZM63 118V117H62ZM89 118V117H88ZM97 118V117H96ZM99 118V117H98ZM117 118V119H116ZM157 118H158V116H157ZM156 118V119H157ZM166 118V117H165ZM167 118H168V116H167ZM179 118V117H178ZM194 118V117H193ZM55 119V118H54ZM58 119V118H57ZM57 119H55V121L57 120ZM91 119V118H90ZM113 119H116V120H119L118 119V115H114V117L113 118H111V120H110V122H111V124H113ZM136 119V118H135ZM137 119H138V117H137ZM139 119L141 120V118L139 117ZM161 119V118H160ZM105 119H103V121H104ZM108 120V119H107ZM158 120V119H157ZM168 120V119H167ZM48 121V120H47ZM81 121V120H80ZM86 121V120H85ZM84 121V122H85ZM120 121V120H119ZM161 122L163 121V120H160ZM169 121H171L170 119H169ZM174 121V120H173ZM176 121H177V119H176ZM227 121H229V122H231V123H229V124H226L227 123ZM94 122H96V121H94ZM98 122V121H97ZM105 122V121H104ZM167 122V121H166ZM105 123H107V122H105ZM140 123V122H139ZM157 123V121H155L154 122V124L155 125H157L156 124ZM159 123V122H158ZM179 123V122H178ZM94 124V123H93ZM152 124H153V121H152ZM159 124H161V123H159ZM164 124V123H163ZM168 125H169V123H167ZM224 124H226L227 126L226 127H222ZM96 126H97V124H95ZM100 125V124H99ZM105 125V124H104ZM103 125V130H107V129H105V128H108V127H105V126H107V125H105L104 126ZM119 125H121V124H119ZM119 125H116L117 127L119 126ZM136 125H137V123H136ZM166 125V124H165ZM111 126V125H110ZM109 126V127H110ZM116 126H113V127H116ZM124 126V125H123ZM125 126H128V125H125ZM130 126V125H129ZM163 126V125H162ZM102 127V126H101ZM116 127V128H117ZM120 127H122V126H119V129H121V131L120 132H122V128H124V127H122V128H120ZM154 125L153 126H151V128H153V135H154V132L156 133V131H158V130H155L154 131ZM157 127V126H156ZM164 127H166V126H164ZM176 127V126H175ZM99 128V127H98ZM98 128H96V129H98ZM111 128H112V126H111ZM111 128H109V129H111ZM116 128H114V129H116ZM126 128H130V127H125V129ZM158 128H159V126H158ZM157 128V129H158ZM163 127H161V129H162ZM167 128V127H166ZM189 128V127H188ZM67 129V128H66ZM108 129V130H109ZM150 129V128H149ZM107 130V131H108ZM113 130V128L111 129V130H109V131H112ZM167 130H169V128L167 129ZM167 130H166V133H168L167 132ZM118 131V132H117ZM126 131H127V129H126ZM162 131V130H161ZM160 130H159V132H161ZM172 131H173V129H172ZM172 131H169V132H172ZM106 132V131H105ZM113 132H115V131H113ZM111 133V134H107V137H108V135L111 137V135H113V134H116V132L117 133H119V130H117L116 129V132L115 133ZM128 132V131H127ZM174 132V131H173ZM178 132H179V130H178ZM65 133H67V132H65ZM98 133V132H97ZM129 133V132H128ZM68 134V133H67ZM70 134V133H69ZM68 134V135H69ZM73 134V133H72ZM127 134V133H126ZM156 134H158V133H156ZM155 134V135H156ZM170 134V133H169ZM76 135V134H75ZM82 135V134H81ZM118 135H123V134H117V137H118ZM125 135V134H124ZM129 135H130V133H129ZM131 135H132V131H131ZM130 135V136H131ZM161 135V134H160ZM160 135L158 134V136L160 137ZM174 135V134H173ZM115 136V135H114ZM126 136V135H125ZM152 136V135H151ZM150 136V137H151ZM175 136H177V135H175ZM58 137V136H57ZM64 137L66 138V135H64L63 136V139H64ZM98 137V136H97ZM109 137V138H110ZM120 137H122V136H120ZM120 137L118 138V139H120ZM124 137V136H123ZM129 137V136H128ZM173 137V136H172ZM209 137L211 138V137H214V138H216L215 139V141L214 142H209ZM72 138H73V135H72ZM71 138V139H72ZM115 138V137H114ZM152 138V137H151ZM155 138H157L156 136H155ZM154 138V139H155ZM166 138V137H165ZM60 140H61V137L59 138ZM58 139V142L60 143V140ZM70 139V138H69ZM70 139V141H72L73 140V144H74V142H75V140L74 139H72L71 140ZM75 139H78V138H75ZM107 139V138H106ZM141 139V138H140ZM147 139V138H146ZM115 140H117L116 138H115ZM121 140V139H120ZM133 140V139H132ZM148 140V139H147ZM160 140V139H159ZM65 141H66V139H65ZM69 141V140H68ZM109 141H111V140H109ZM119 140H117V142H118ZM62 142H64V141H62ZM61 142V144H63ZM105 142H107V141H105ZM104 142V143H105ZM112 142V141H111ZM116 142V143H117ZM66 143V142H65ZM69 143V142H68ZM67 143V144H68ZM72 143V142H71ZM77 144H79V146H81L80 145V142L78 143V140H77V142H76ZM160 143V142H159ZM67 144H65V145H67ZM107 144H108V146H107ZM137 144V143H136ZM151 144H154V142H152ZM65 145L63 146V147H65ZM69 145L70 146H72L70 143H69ZM106 145V146H105ZM123 145V144H122ZM126 145V144H125ZM142 145V144H141ZM150 145V144H149ZM11 146V147H12ZM62 146H59L60 148H63ZM76 146V145H75ZM74 146V147H75ZM78 145L76 146V147H78V149L80 148ZM88 146V145H87ZM89 146H91V145H89ZM109 147V143L107 142L106 144H104V145H102V146H100V148L101 147ZM115 146H118L117 144L115 145ZM115 146H113V147H110L111 148V150L115 147ZM151 146V145H150ZM153 146V145H152ZM151 146V147H152ZM159 146V145H158ZM185 146V145H184ZM184 146H182V147H184ZM11 147L9 148L10 150H9V153H12V152H14L15 150H17V148L15 149L14 147V151H11ZM32 147H33V149H32ZM73 147V146H72ZM75 147V148H76ZM92 147V146H91ZM90 147V148H91ZM94 147V146H93ZM103 147V148H104ZM125 147V146H124ZM141 147V146H140ZM139 147V148H140ZM154 147V146H153ZM152 147V148H153ZM165 147V146H164ZM70 147H68V149H69ZM84 148V147H83ZM83 148H81V149H79V151L81 150V152H82V150H83ZM86 148V147H85ZM89 148V147H88ZM117 148V147H116ZM161 148V147H160ZM159 148V149H160ZM77 149V148H76ZM102 149V148H101ZM104 149H106V148H104ZM121 149V148H120ZM154 149V148H153ZM13 150V149H12ZM110 150V149H109ZM155 150V149H154ZM8 151V150H7ZM11 151V152H10ZM77 151V150H76ZM102 151H103V149H102ZM105 151V150H104ZM103 151V152H104ZM106 151H107V149H106ZM105 151V152H106ZM262 151V150H261ZM18 152V151H17ZM29 152H30V150H29ZM84 152V154H86L85 153V151H83ZM109 152V151H108ZM113 151H111L110 153H108V154H111ZM153 152H155V151H153ZM16 153V152H15ZM15 153H13V157L15 158V156H14V154ZM18 154L20 157H21V155H23V154ZM156 153V152H155ZM155 153H153L154 155H155ZM29 154V153H28ZM84 154H82V155H84ZM105 154V153H104ZM114 154H117V153H114ZM151 155V156H153L154 157V155ZM159 154V153H158ZM158 154H157V156H158ZM161 154V153H160ZM6 155H10V157H6ZM87 155V154H86ZM105 155H107V152H106V154ZM104 155V156H105ZM164 155V154H163ZM19 156H18V159L20 160V162H21V158H23V156L21 157V158H19ZM26 156V155H25ZM88 156V155H87ZM103 156V157H104ZM115 156V155H114ZM156 156V155H155ZM157 156L156 157H154V159L156 158L157 159ZM159 156H161V155H159ZM32 157V158H31ZM86 157V156H85ZM107 158H108V156H106ZM105 157V158H106ZM111 157H112V155H111ZM153 157H151V158H153ZM26 158V157H25ZM110 158V157H109ZM162 158H163V156H162ZM162 158H159V159H162ZM189 158V157H188ZM13 159V158H12ZM11 159V160H12ZM16 159H17V157H16ZM29 159H28V161H29ZM102 159H104V158H102ZM112 159H113V157H112ZM153 159V160H154ZM171 159V158H170ZM173 159V158H172ZM171 159V160H172ZM190 159V158H189ZM15 160V159H14ZM19 160H17V161H19ZM158 160V159H157ZM169 160V159H168ZM175 160V159H174ZM191 160V159H190ZM4 161V162H3ZM23 161V160H22ZM24 161H26V160H24ZM103 161V160H102ZM160 161V162H159ZM158 161V164L160 163L161 164V162L163 161H161V160H159ZM176 161V160H175ZM185 161V160H184ZM192 161V160H191ZM10 162H12V161H10ZM168 162V161H167ZM264 162V161H263ZM90 163V162H89ZM106 163V162H105ZM155 163V162H154ZM163 163V162H162ZM171 165L173 164V161L170 163ZM237 164H241V166L240 167H237ZM260 164V163H259ZM16 165V164H15ZM162 165H165L164 163L162 164ZM161 165V166H162ZM166 165H169L168 163L166 164ZM192 165V164H191ZM190 165V166H191ZM3 166V165H2ZM91 166V165H90ZM152 166H153V164H152ZM157 166V165H156ZM23 167V168H24ZM158 167V166H157ZM157 167H153L154 168V170H156V168ZM163 167V166H162ZM229 167H232L231 169H229ZM2 168V167H1ZM107 168V167H106ZM194 168V167H193ZM262 168H264V167H262ZM158 169V175L161 173L160 171H159V167L157 168ZM2 170H3V168H2ZM153 170V171H154ZM261 170H263V169H261ZM163 171H165V172H162V174L164 173H166V169H165V166H164V168H163ZM1 172V171H0ZM4 172V174H6V171H3ZM104 172V171H103ZM243 172H245V171H243ZM107 173V172H106ZM173 173H175V172H173ZM37 174V173H36ZM49 174V173H48ZM100 174V173H99ZM103 174H105V173H103ZM168 174V173H167ZM167 174H165V175H167ZM176 174V173H175ZM3 175V174H2ZM27 175V174H26ZM50 175V174H49ZM170 175V174H169ZM40 176V175H39ZM164 176V175H163ZM163 176H162V178H163ZM8 177V176H7ZM50 177V176H49ZM102 177V176H101ZM101 177H99V178H101ZM154 177V176H153ZM158 177V176H157ZM170 177H172V174H171V176ZM175 177V176H174ZM3 178V177H2ZM1 178V179H2ZM6 178V177H5ZM24 178V177H23ZM40 178H41V176H40ZM107 178V177H106ZM159 178V177H158ZM0 179V180H1ZM15 179V178H14ZM108 179V178H107ZM164 179H166L165 178V176H164ZM163 179V180H164ZM182 179V178H181ZM197 179V178H196ZM2 180H4V179H2ZM1 180V181H2ZM100 180H102V179H100ZM104 180V179H103ZM157 180V179H156ZM160 180L161 179H159L158 181H159V183H160ZM173 179H171V181H172ZM175 180V179H174ZM176 180H178L177 178H176ZM183 180V179H182ZM11 181V180H10ZM154 181V180H153ZM164 182V181H163ZM184 182V181H183ZM2 183H3V181H2ZM158 183V182H157ZM158 183V184H159ZM167 183V182H166ZM166 183H164V184H166ZM180 183V182H179ZM179 183H177V185L179 184ZM182 183V182H181ZM228 184V183H227ZM246 184V183H245ZM167 186H169L168 184H166ZM166 185H165V187L164 186H162V188H164L165 190H166ZM184 185V184H183ZM219 185V184H218ZM242 185H243V183H242ZM241 185V186H242ZM250 185V184H249ZM253 185V184H252ZM180 186V185H179ZM229 186V185H228ZM240 186V187H241ZM244 186V185H243ZM262 186V185H261ZM70 187V186H69ZM176 187V186H175ZM178 187V186H177ZM248 187V186H247ZM258 187V186H257ZM260 187V186H259ZM10 188V187H9ZM81 188V187H80ZM84 188V187H83ZM73 189V188H72ZM224 189V188H223ZM261 189V188H260ZM75 190V189H74ZM82 190V189H81ZM90 190H91V188H90ZM257 190V189H256ZM263 190V189H262ZM72 191V190H71ZM70 191V192H71ZM84 191V190H83ZM88 191V190H87ZM162 191V190H161ZM168 191V190H167ZM175 191H176V189H175ZM183 191V190H182ZM68 192V191H67ZM69 192V193H70ZM159 192V191H158ZM164 192V191H163ZM162 192V193H163ZM166 192V191H165ZM164 192V193H165ZM180 192V191H179ZM257 191H255L253 188L250 190V194L251 195H255V196H257L258 194V192L256 193ZM88 193V192H87ZM96 193H98V192H96ZM161 193V192H160ZM174 193V192H173ZM187 193V192H186ZM73 194V193H72ZM82 194V193H81ZM176 194H177V192H176ZM178 194H180V193H178ZM183 194V193H182ZM94 195H96V194H94ZM127 194H125V197H127L126 196ZM164 195V194H163ZM167 195V194H166ZM169 195V194H168ZM167 195V196H168ZM238 195V194H237ZM263 195V194H262ZM117 196V195H116ZM165 196V195H164ZM175 196V195H174ZM182 196V195H181ZM181 196H179V197H181ZM185 196V198H186V195H184ZM260 196V195H259ZM58 197V196H57ZM98 197V196H97ZM104 197V196H103ZM118 197V196H117ZM119 197H120V195H119ZM122 197V196H121ZM120 197V198H121ZM170 197V196H169ZM99 198V197H98ZM97 198V199H98ZM102 198V197H101ZM122 198H124V197H122ZM46 199V198H45ZM44 199V200H45ZM88 198H53L52 200H45V201H41V202H39V203H30L29 204V206L30 205H32V206H34V207H36L38 210H39V212L41 213V215H56V214H61V215H65L66 216V218L68 217L69 219H71V221L73 222V226H76V228L77 227H81V228H84V230H82V231H80V229L79 230H73V229H75L73 226H69V225H64V224H60V225H56V224H53V225H49V226H44L43 225V223H41L40 224V222L38 223V222H31V221H29V222H31V224H30V228H32L35 232H39V233H47V238H46V240H44L43 242H44V246H42V247H40V246H35L33 249L34 250H36V251H38V252H43L45 255H46V257H47V259H50V256L51 255H62V253L65 251V254H66V261H64V262H62V264H88V260H87V258H85L84 256H82V254L80 255V256H75V257H72V255L73 254H77L78 252H81V251H83L84 252V249L86 248L87 249V245H86V247L84 248L83 247V244H87L88 242H86L85 241V243L84 242H82L81 241V235H84L85 237H87L86 236V234H87V231H88V228L89 227H91L90 225H88L87 223H88V217H80V218H77V216H76V214L77 213H79V212H82V211H86V210H88V200H87ZM96 199V198H95ZM109 199V198H108ZM128 199V201L130 202V200H129V198H126V200ZM101 200V199H100ZM104 200V199H103ZM103 200H102V202H103ZM124 200V199H123ZM106 201V200H105ZM104 201V202H105ZM109 201V200H108ZM127 201V202H128ZM108 203V202H107ZM106 203V204H107ZM109 203H110V201H109ZM98 204H101V203H98ZM98 204H96V205H98ZM112 205V206H111ZM122 205V204H121ZM120 205V202H119V198H114V200L112 201V204L110 203V206L112 207V211H113V219H114V221H116L117 222V224H119V221H120V218L122 217L121 216V211H120V209H119V206H121ZM123 205H124V203H123ZM127 206L129 205H131V204H126ZM133 206V205H132ZM98 207H99V205H98ZM123 207V206H122ZM32 208V207H31ZM103 209V208H102ZM127 209H129V208H127ZM95 210V209H94ZM263 210V209H262ZM261 210V211H262ZM260 211V212H261ZM109 212V210H106L105 211V213H104V215H103V219H104V221H109L110 220V217H109V214H111V213H108ZM23 213V212H22ZM21 213V214H22ZM28 214V213H27ZM18 217H19V214H16ZM24 214H22V216H23ZM89 215V214H88ZM94 215H95V213H94ZM133 215H134V211L132 212L131 210L128 212V216H129V219H130V221H132L135 217H133ZM15 216V215H14ZM26 216V215H25ZM29 217V216H28ZM27 217V218H28ZM47 217V216H46ZM16 218V217H15ZM64 218V217H63ZM67 218V219H68ZM91 218H93V217H91ZM112 218V217H111ZM23 219V218H22ZM56 219V218H55ZM29 220H33V218L31 219V218H29ZM36 220V219H35ZM61 220V219H60ZM59 220V221H60ZM93 220V219H92ZM102 220V219H101ZM38 221H40L39 219H38ZM50 221V220H49ZM48 221V222H49ZM54 222V221H53ZM110 222H112V221H110ZM52 223V222H51ZM60 223H61V221H60ZM130 223V222H129ZM28 224V223H27ZM47 224V223H46ZM45 224V225H46ZM49 224V223H48ZM57 224H59V223H57ZM113 224V223H112ZM111 224V225H112ZM132 224H134V222H132ZM109 226V225H108ZM27 228H29V227H27ZM120 228V227H119ZM122 228V227H121ZM214 228V227H213ZM105 229V228H104ZM116 229V228H115ZM114 229V230H115ZM211 229V228H210ZM33 230H28V231H33ZM121 230V229H120ZM27 231V230H26ZM214 231H216V230H214ZM35 232H34V234H35ZM115 232V231H114ZM118 232V231H117ZM211 232V234H212V230L210 231ZM36 233V234H37ZM99 233V232H98ZM119 233V232H118ZM200 233V232H199ZM206 233V232H205ZM209 233V232H208ZM207 233V234H208ZM224 233V232H223ZM30 234H31V232H30ZM43 235V234H42ZM103 235V234H102ZM203 235H205V234H203ZM226 235V234H225ZM41 236V235H40ZM194 236V235H193ZM234 236V235H233ZM39 237V236H38ZM37 237V238H38ZM43 237V236H42ZM118 237V236H117ZM213 237V236H212ZM84 238V237H83ZM105 238V237H104ZM116 237L114 236V238L113 239H115ZM123 238V237H122ZM128 238V237H127ZM246 238V237H245ZM44 239V238H43ZM85 239V238H84ZM87 239V238H86ZM94 239V238H93ZM100 239V238H99ZM238 239V238H237ZM88 240H89V238H88ZM87 240V241H88ZM206 240V239H205ZM27 241H29V242H34L35 240H34V238L32 237V236H28V239H27ZM97 241V240H96ZM100 241V240H99ZM103 241V240H102ZM208 241V240H207ZM215 241V240H214ZM231 241V239H229V237H222V238H220V239H218V241L216 240L215 242H214V244L216 243V242H218V243H221V244H225V243H228V242H230ZM237 241V240H236ZM246 241V240H245ZM106 242V241H105ZM131 242V241H130ZM42 243V242H41ZM92 242H90V244H91ZM97 243V242H96ZM134 243V242H133ZM201 243V245L203 244L202 242H200ZM217 243V244H218ZM98 244V243H97ZM103 244V243H102ZM130 244V243H129ZM196 244V243H195ZM208 244V243H207ZM210 244H212V245H214L213 243H210ZM209 244V245H210ZM36 245V244H35ZM92 245H93V243H92ZM121 245V244H120ZM244 245V244H243ZM97 246V245H96ZM202 246H204V245H202ZM236 246V245H235ZM33 247V246H32ZM91 248H92V246H90ZM205 247V246H204ZM212 247V246H211ZM223 247V246H222ZM90 248V249H91ZM93 248H94V246H93ZM99 248V247H98ZM116 248H117V245H116V243L113 245V250H116ZM198 248H199V246H198ZM197 248V249H198ZM201 248V247H200ZM199 248V249H200ZM209 248V247H208ZM206 249L207 251L209 250V249ZM213 248V247H212ZM220 249H221V247H219ZM97 249V248H96ZM105 249V248H104ZM214 249V248H213ZM216 249H218V247H216ZM222 249H224V247L222 248ZM238 249V248H237ZM93 250V249H92ZM202 250H204V248L202 249H200V253H201V251ZM219 250V249H218ZM32 251V250H31ZM90 251L91 250H89V252L87 253L88 255L87 256H89L90 254ZM102 251V250H101ZM108 251V250H107ZM195 251L196 250H194V253H195ZM205 251V250H204ZM224 252H225V250H223ZM98 252H100V251H97V253ZM112 252V251H111ZM209 252V251H208ZM220 252V251H219ZM251 252V251H250ZM202 253H203V251H202ZM211 253V252H210ZM215 253V252H214ZM216 253H218V252H216ZM245 253V252H244ZM43 254V255H44ZM64 254V253H63ZM92 254V253H91ZM99 254H102V253H99ZM99 254H97V255H99ZM109 254V253H108ZM118 254V253H117ZM127 254V253H126ZM198 254V253H197ZM208 254V253H207ZM206 254V255H207ZM42 255V254H41ZM40 255V256H41ZM218 255H219V253H218ZM68 256H70V257H68ZM74 256V255H73ZM99 256H101V255H99ZM112 256V255H111ZM200 256V254L198 255V257ZM204 256H205V254H204ZM92 257V256H91ZM207 257H209V256H206V258ZM113 258V257H112ZM170 258V257H169ZM210 258H211V254H210ZM221 258H223V259H225L226 261H227V264H248V258L247 257H245V255H243L242 254V252H237V251H233V252H231V249H230V253H228V254H225V253H222L221 255H220V259ZM42 259V258H41ZM44 259V258H43ZM88 259H90V258H88ZM99 259V258H98ZM102 259V258H101ZM107 259H109V258H107ZM204 259V258H203ZM51 260V259H50ZM59 260V259H58ZM63 260V259H62ZM61 260V261H62ZM94 260V259H93ZM110 260V259H109ZM170 260V259H169ZM187 260V259H186ZM210 260V259H209ZM222 260V259H221ZM221 260H219V261H221ZM101 261V260H100ZM114 261V260H113ZM166 261V260H165ZM171 261H173V260H171ZM182 261V260H181ZM184 261V260H183ZM205 261V260H204ZM250 261V260H249ZM43 262V261H42ZM57 262V261H56ZM108 262V261H107ZM112 262V261H111ZM163 262V261H162ZM49 263V262H48ZM176 263V262H175ZM223 263V262H222ZM251 263H252V261H251ZM56 264V263H55ZM109 264V263H108ZM112 264V263H111ZM168 264V263H167ZM171 264V263H170ZM177 264V263H176ZM212 264V263H211ZM214 264H217L216 262L214 263ZM253 264H254V262H253Z\"/></svg>",
	"mask_w": 264,
	"mask_h": 264
}]
</instances>
